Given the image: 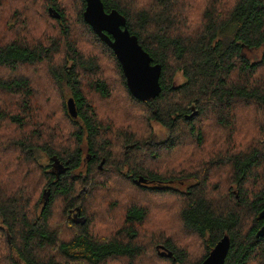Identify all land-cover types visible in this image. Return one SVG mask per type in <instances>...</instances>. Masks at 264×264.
Instances as JSON below:
<instances>
[{"label":"trees","instance_id":"16d2710c","mask_svg":"<svg viewBox=\"0 0 264 264\" xmlns=\"http://www.w3.org/2000/svg\"><path fill=\"white\" fill-rule=\"evenodd\" d=\"M193 1L200 24L191 29L185 14ZM101 3L105 12L116 10L125 18L129 33L161 66V90L154 99L131 96L114 53L83 19L85 0H0V264H132L145 254L137 226L147 220V208L129 204L122 212L118 209L121 227L102 239L93 236L90 228L97 223L84 208L87 194L96 187L99 162L104 160L103 172L118 166L107 140L111 126L103 124L98 112L99 103L106 107L117 93L115 79L129 104L166 129L157 146L167 152L188 141L203 144L200 116L212 114L218 128L232 135L238 110L253 105L264 111V0ZM49 9L59 18H52ZM258 49L261 59L253 62L246 53ZM177 73L184 79L180 84L174 83ZM259 130V146L205 161L209 170L220 165L232 169L239 198L223 194L222 206L217 205L222 198L209 197L208 170L201 178L188 174L194 184L181 190L172 183L187 178L147 170L130 155L117 168L127 167L126 180L142 194L178 195L182 200L179 219L189 243L180 248L166 239L155 247L158 261L201 264L226 235L230 247L224 264H264V236H257L264 226V218L258 217L264 208V121ZM123 139L126 152L142 147L131 135ZM39 154L51 166H43ZM140 178L145 182L138 183ZM253 184L258 189L249 197L246 188ZM83 187L87 193L79 195ZM152 200H147L150 205ZM193 240L205 252L196 260L190 250Z\"/></svg>","mask_w":264,"mask_h":264},{"label":"rangeland","instance_id":"374dc122","mask_svg":"<svg viewBox=\"0 0 264 264\" xmlns=\"http://www.w3.org/2000/svg\"><path fill=\"white\" fill-rule=\"evenodd\" d=\"M196 5L197 2L193 1L194 9L192 8L187 15L185 14L187 27L191 29L200 24V10L195 8ZM2 25L3 23L0 24V26ZM4 33L7 35L6 29ZM246 55L253 62L259 61L262 51L260 49L249 50ZM107 70L105 71L106 80L110 81L112 75ZM183 81L181 74L177 73L174 76L175 84H180ZM113 84L117 93H114L111 102L109 101L110 103L106 107L100 102L98 112L102 117L100 118L103 124L111 126L107 140L113 145L111 152L114 155V162L118 166L115 171L112 168H106V171L103 172L104 160H101L97 165L100 173H95L94 176L96 187L87 194V200L84 203L87 214L91 216L92 220H96L97 223V225H92L90 230L96 239L110 237L123 223V215L120 213L123 206L126 207L129 204L143 206L147 208L149 214L147 220L142 225L137 226V230L139 233L138 243L144 248L145 254L133 261L132 264H169L157 260L159 256L155 247L159 244L164 245L166 239L171 240L174 245L180 248L189 243L179 219V210L183 204L182 200L178 195L142 194L140 191H136L126 180L125 177L129 175L127 167L120 172H117V168L127 162V157L130 155L135 165H140L147 170L165 176H174L177 178L175 180L180 177L187 178L185 183L178 181L172 183L173 188L181 190H184L187 185L194 184L195 179L187 176L188 174H191L190 176L195 175L194 178H201L204 171L208 170L210 174L207 189L209 197L211 200H220L219 198H222L217 203L218 206H222L224 203L223 194H234L236 199L239 198L238 191L231 178L232 169L230 166L220 165L209 170L206 162L225 158L239 150V148L246 147L244 151H247L249 148L259 146L261 142L259 123L264 121V111L253 105L249 110L247 108L238 110L233 122L235 123V132L232 135L227 130L218 128L215 117L212 114L200 116L199 121H197V127L203 129V144L198 146L194 141H188L187 144L177 146L167 152L157 146L158 142L167 136L166 129L158 123L149 120L141 109H135L133 105L126 101L127 99L124 92L121 91L118 80L116 81L115 79ZM119 96H121L120 100H118ZM110 104L112 107L109 106ZM42 117L46 119V116ZM123 135L133 136L135 141L142 143V147L138 151L126 152ZM134 158H136L137 162ZM83 159L86 162V152H84ZM39 161L43 166H51V162L43 154H39ZM83 165L82 173L86 175L88 174V165L86 163ZM52 171H57V168L53 167ZM257 172L259 176V170ZM248 182L252 183L254 181L252 178L250 180L248 178ZM257 189V184L256 186L253 184L246 188V192L249 193V197H252ZM86 191V187H83L78 194L87 193ZM155 196L160 198H157L159 204L153 208V204H156ZM151 199H153L151 201L152 205L149 203ZM161 207L166 210H161ZM190 250L193 260L198 259L205 253L201 242L197 240L191 242ZM106 264H128V261L113 260L108 261Z\"/></svg>","mask_w":264,"mask_h":264},{"label":"water","instance_id":"95a60500","mask_svg":"<svg viewBox=\"0 0 264 264\" xmlns=\"http://www.w3.org/2000/svg\"><path fill=\"white\" fill-rule=\"evenodd\" d=\"M85 4L83 19L114 53L131 96L138 101H149L157 97L161 90V66L152 62L148 53L139 45L136 36L129 33L125 18L116 10L105 12L101 0H85ZM48 13L52 18H59L52 9ZM67 108L70 116L76 117L71 99L67 102ZM144 182L142 178L138 180V183ZM258 217L264 218V208ZM257 236H264V226L258 230ZM229 247V237L224 235L201 264H224ZM165 256L170 257L171 253L167 252Z\"/></svg>","mask_w":264,"mask_h":264}]
</instances>
